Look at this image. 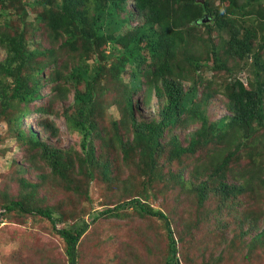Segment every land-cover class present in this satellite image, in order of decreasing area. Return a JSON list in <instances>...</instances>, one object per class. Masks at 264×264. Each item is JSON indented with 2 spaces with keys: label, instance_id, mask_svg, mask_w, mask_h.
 <instances>
[{
  "label": "trees",
  "instance_id": "obj_1",
  "mask_svg": "<svg viewBox=\"0 0 264 264\" xmlns=\"http://www.w3.org/2000/svg\"><path fill=\"white\" fill-rule=\"evenodd\" d=\"M29 5L41 8L29 24L33 36L45 33L50 47L27 38ZM0 48L3 139L27 163L13 162L15 171L34 170L37 179L20 176L17 199L4 194V212L45 219L66 264H77L90 225L77 213L65 223L61 203L87 200L93 180L105 192H131L111 173L127 168L157 177L164 155L172 169L159 192L175 190L174 203L193 205L210 234H228L235 214L245 254L264 247L262 211L242 212L251 202L264 204V0H0ZM216 93L226 114L212 120L207 109ZM152 108L149 119L137 116ZM32 114L42 115L35 122L40 133L27 121ZM54 115L78 137V151L48 141L59 136ZM44 185L61 196L51 206L37 198ZM147 186L91 222L127 208L155 218L167 241L164 264H179L171 222L149 205Z\"/></svg>",
  "mask_w": 264,
  "mask_h": 264
},
{
  "label": "rangeland",
  "instance_id": "obj_2",
  "mask_svg": "<svg viewBox=\"0 0 264 264\" xmlns=\"http://www.w3.org/2000/svg\"><path fill=\"white\" fill-rule=\"evenodd\" d=\"M40 10L39 6L27 7V38L37 42L40 48H47L50 44L46 34L40 32L34 37V25H29L36 20ZM3 54L0 48V58ZM210 74L211 70H206L205 75ZM245 76L246 72H242L241 77ZM43 93L45 97L42 102L45 103L48 99L47 87L43 89ZM213 97L207 109L212 120L226 114L222 96L216 93ZM36 103L40 104L41 101ZM112 107H110L111 112ZM55 109L59 110L60 106L56 105ZM154 115V108L152 111L140 110L137 114L145 119ZM40 117L42 115L32 114L27 118L34 132L40 133L39 128L35 126L36 120ZM50 119L58 127L59 136L48 141L58 147L65 149L71 147L78 151V137L67 130L63 119L58 115L51 116ZM5 129V124L0 122V264H66L62 242L52 232L50 224L45 219L32 215H19L17 212L7 215L4 212L5 195L6 199L18 197L20 176L32 182L37 180L34 170L20 174L15 171L17 166L13 162L23 166H27V163L22 161V154L16 152L14 144L7 138L3 139L6 134ZM4 148H8L9 153L3 154ZM166 161H168L166 155L157 160L156 173L159 174L157 177L163 178V181L157 180V177L151 176L149 172L137 174L133 172L134 169L128 171L127 168H121L122 170L112 172L111 176L119 180L120 186L124 185L125 190L127 188L131 192L126 194L120 190L105 192L104 186L93 180L89 183L87 200L81 203L80 200L73 199L72 204L68 200L61 203V211L66 218L65 223L71 224L76 219L77 213L90 225L78 244L77 264H164L167 257V241L161 221L152 217L139 218L133 214L132 209L127 208L119 212L118 216H99L96 221L91 222L94 215L106 210L107 207L115 206L118 202H122L121 200H129L136 195V190L143 184L146 186L148 184L149 205L153 209L162 211L171 222L179 264H264V247H256L253 252L246 255L244 248L241 247L243 244L235 237L238 230L237 222H233L235 214L228 221L230 229L228 234L223 233L220 236L215 229L216 235L210 234L207 230L212 226H203L200 223L201 218L197 216L193 205L187 200L174 203L170 195L175 196V190L170 193L158 191L163 182H168V171L172 169ZM191 170V165L183 169L184 178L188 177ZM173 171H176V168H173ZM50 194L52 193L49 192L48 185L38 189L37 198L41 199L44 196L40 206H51L61 198ZM259 206L257 202H251L249 206L242 207V212H248V208L252 211H262L257 225L264 226V204L262 208H258ZM236 220L239 221L237 218ZM201 247L204 248L203 253ZM219 253L223 257L220 263L217 261Z\"/></svg>",
  "mask_w": 264,
  "mask_h": 264
},
{
  "label": "water",
  "instance_id": "obj_3",
  "mask_svg": "<svg viewBox=\"0 0 264 264\" xmlns=\"http://www.w3.org/2000/svg\"><path fill=\"white\" fill-rule=\"evenodd\" d=\"M196 3L203 4L205 0H194ZM207 21L206 19L201 20V22Z\"/></svg>",
  "mask_w": 264,
  "mask_h": 264
},
{
  "label": "clouds",
  "instance_id": "obj_4",
  "mask_svg": "<svg viewBox=\"0 0 264 264\" xmlns=\"http://www.w3.org/2000/svg\"><path fill=\"white\" fill-rule=\"evenodd\" d=\"M207 20V19H206Z\"/></svg>",
  "mask_w": 264,
  "mask_h": 264
}]
</instances>
